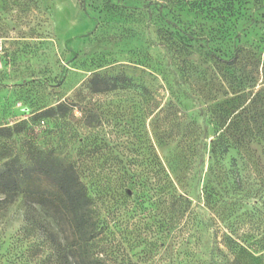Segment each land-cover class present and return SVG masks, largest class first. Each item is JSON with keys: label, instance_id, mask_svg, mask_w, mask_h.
<instances>
[{"label": "rangeland", "instance_id": "rangeland-1", "mask_svg": "<svg viewBox=\"0 0 264 264\" xmlns=\"http://www.w3.org/2000/svg\"><path fill=\"white\" fill-rule=\"evenodd\" d=\"M148 1L0 0V171L19 185L10 202L0 193V264H50L38 224L24 220L22 191L55 192L42 172L58 162L76 163L108 222L104 264H169L164 205L151 188L156 172L164 187L181 148L192 159L190 259L224 263L211 253V231L219 242L223 224L200 225L211 217L196 198L208 165L200 146L236 139L261 152L264 0ZM235 47L233 65L212 56L227 59ZM94 75L110 90L93 92ZM58 104L65 109L38 117Z\"/></svg>", "mask_w": 264, "mask_h": 264}, {"label": "trees", "instance_id": "trees-1", "mask_svg": "<svg viewBox=\"0 0 264 264\" xmlns=\"http://www.w3.org/2000/svg\"><path fill=\"white\" fill-rule=\"evenodd\" d=\"M158 3L159 0H149L146 6ZM163 7L164 4L160 3L159 8ZM186 36L197 41V36L187 33ZM237 54L238 48L235 47L227 59L215 54L212 56L220 63L233 65ZM90 81L95 93L110 90L108 82L102 81L98 75H94ZM101 82L104 88H94ZM65 107L58 104L42 111L38 117H50ZM200 149H207V155L204 152L199 155L200 164L203 166L207 160L208 165L204 179L197 181L201 186L196 198L211 215L209 224L208 221H200V225L206 224L211 229L216 220L223 224L218 227L222 232L219 242L216 230L211 231V253L219 252L223 264H264V141L259 155L251 151L247 143L236 139L216 138L207 145L202 144ZM232 150L237 156L229 157L225 166L223 162ZM182 151L181 148V152L169 161L168 171L164 170V187L156 172L151 188L157 200L164 205L162 230L166 232V243L162 245L166 244L169 264H194L187 242L191 236L192 201L185 183L193 178L192 170L187 167L192 159L183 155ZM44 166L42 174L53 181L55 192L29 188L22 193L27 201L24 220L38 224L42 241L48 249L46 261L50 264H104L102 257L105 251L101 241L104 232L109 229L108 222L99 219L95 198L82 180L76 163L58 162L53 166L47 163ZM201 173L202 170L198 172L199 175ZM137 182L141 184V181ZM130 184H134V181ZM18 191V181L13 171L8 168L0 171V193L5 195V200L10 202ZM245 205L248 206L246 209ZM32 212H40L43 220L33 221ZM158 225L159 222H155L154 236L161 229ZM153 244L159 246L158 242ZM183 244L187 246L184 251L178 248ZM211 262L217 264L213 256Z\"/></svg>", "mask_w": 264, "mask_h": 264}]
</instances>
